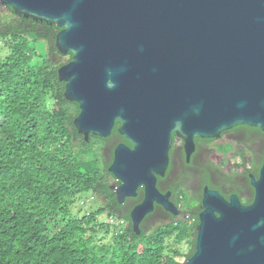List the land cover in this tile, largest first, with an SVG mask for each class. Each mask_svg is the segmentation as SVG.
<instances>
[{
  "label": "water",
  "instance_id": "1",
  "mask_svg": "<svg viewBox=\"0 0 264 264\" xmlns=\"http://www.w3.org/2000/svg\"><path fill=\"white\" fill-rule=\"evenodd\" d=\"M16 16L60 29L57 70L78 105V134L119 144L108 167L118 202L143 187L132 230L161 205L156 188L172 134L186 143L236 126L264 132V0H0ZM250 207L204 192L194 254L186 264H259L264 255V163ZM215 213L219 216L216 217Z\"/></svg>",
  "mask_w": 264,
  "mask_h": 264
},
{
  "label": "trees",
  "instance_id": "2",
  "mask_svg": "<svg viewBox=\"0 0 264 264\" xmlns=\"http://www.w3.org/2000/svg\"><path fill=\"white\" fill-rule=\"evenodd\" d=\"M4 8L0 41L8 53L0 60V264H186L195 252L188 221L175 219L148 231L140 227L137 235L125 224L129 218L113 209L107 139L85 141L73 124L78 105L63 96L65 84L57 70L72 54L62 56L54 46L60 29ZM39 42L46 45L44 58L34 49ZM77 200H96V205L73 216Z\"/></svg>",
  "mask_w": 264,
  "mask_h": 264
},
{
  "label": "flooded vegetation",
  "instance_id": "3",
  "mask_svg": "<svg viewBox=\"0 0 264 264\" xmlns=\"http://www.w3.org/2000/svg\"><path fill=\"white\" fill-rule=\"evenodd\" d=\"M117 129L116 133L111 132L105 138L107 145L104 151L110 153L109 166L117 145L125 144L131 148L129 143L122 142L124 138L117 133ZM263 163L264 132L258 128L236 126L216 138H195L192 143H186L172 134L168 164L164 176H156V188L162 196L167 195V201L175 207L177 215L166 212L161 205L154 203L152 212L142 219L139 226L154 227L182 218L190 224L193 230L191 240L196 243L204 192L216 193L225 202H230L233 197L242 207H250L255 200L254 185L259 180ZM112 178L110 190L115 197L113 209L119 216L128 217L129 222L127 220L125 224L132 226L130 213L143 201V187L136 190L134 197H125L119 203L112 187L117 188L120 183ZM215 215L219 216L217 213ZM259 264H264V255Z\"/></svg>",
  "mask_w": 264,
  "mask_h": 264
},
{
  "label": "rangeland",
  "instance_id": "4",
  "mask_svg": "<svg viewBox=\"0 0 264 264\" xmlns=\"http://www.w3.org/2000/svg\"><path fill=\"white\" fill-rule=\"evenodd\" d=\"M0 12L6 13L5 8L1 5H0ZM1 42L2 41H0V60H2L8 53L7 49L4 48V46ZM43 45L46 48V45L44 43H40V42L36 45L37 47L34 48L41 58H44L46 56V53H47L45 48L43 47ZM65 61H66V58L60 60V62H62V63H64ZM95 205H96V200H93V201L88 200V201H85L84 203H82L81 200H77L71 209V213L73 216L81 217L82 215H84V213L86 211H88L91 207H94ZM101 218L105 219V216H102ZM154 227H148L147 231L152 230V228H154ZM105 239L108 240V238H105ZM171 244H172L171 241H169L167 245H171ZM182 249H183V252H186L188 250L187 245L183 244Z\"/></svg>",
  "mask_w": 264,
  "mask_h": 264
},
{
  "label": "built area",
  "instance_id": "5",
  "mask_svg": "<svg viewBox=\"0 0 264 264\" xmlns=\"http://www.w3.org/2000/svg\"><path fill=\"white\" fill-rule=\"evenodd\" d=\"M109 222H111V223H112V222H114V221H113L112 219H109ZM120 223H122V222H120Z\"/></svg>",
  "mask_w": 264,
  "mask_h": 264
}]
</instances>
